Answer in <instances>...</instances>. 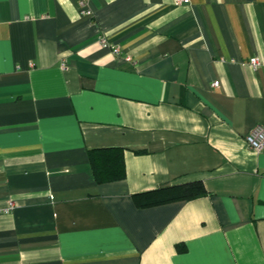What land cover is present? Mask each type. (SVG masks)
Masks as SVG:
<instances>
[{"label":"crops","instance_id":"1","mask_svg":"<svg viewBox=\"0 0 264 264\" xmlns=\"http://www.w3.org/2000/svg\"><path fill=\"white\" fill-rule=\"evenodd\" d=\"M254 56L264 0H0V264H264ZM96 149L126 178L98 183Z\"/></svg>","mask_w":264,"mask_h":264},{"label":"trees","instance_id":"2","mask_svg":"<svg viewBox=\"0 0 264 264\" xmlns=\"http://www.w3.org/2000/svg\"><path fill=\"white\" fill-rule=\"evenodd\" d=\"M89 158L98 183H110L126 178L124 150L96 149L89 152ZM208 195L202 181L179 186L160 188L137 194L134 199L141 208H147L175 201H191Z\"/></svg>","mask_w":264,"mask_h":264},{"label":"built area","instance_id":"3","mask_svg":"<svg viewBox=\"0 0 264 264\" xmlns=\"http://www.w3.org/2000/svg\"><path fill=\"white\" fill-rule=\"evenodd\" d=\"M179 2L189 4L190 0H179ZM83 6L85 5L83 4ZM83 14L91 15L92 13L91 11L84 9ZM100 41L102 42V44H107V40L104 38H101ZM113 52L116 55H121V50L118 47H115ZM249 65L255 70L264 69V57H260V56L251 57L249 61ZM219 85H220L219 82H215L213 84L214 87H219ZM246 140L252 150H254L257 153L264 152V128L262 126L256 127L247 136ZM14 209H15V203L10 202L9 205L6 208L0 210V212L4 214H10L11 212L14 211Z\"/></svg>","mask_w":264,"mask_h":264}]
</instances>
